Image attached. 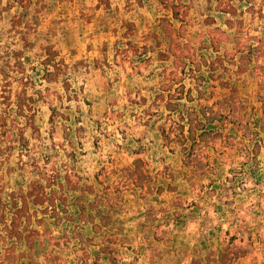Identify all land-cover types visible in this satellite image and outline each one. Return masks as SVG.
<instances>
[{
  "label": "rangeland",
  "instance_id": "obj_1",
  "mask_svg": "<svg viewBox=\"0 0 264 264\" xmlns=\"http://www.w3.org/2000/svg\"><path fill=\"white\" fill-rule=\"evenodd\" d=\"M0 264H264V0H0Z\"/></svg>",
  "mask_w": 264,
  "mask_h": 264
}]
</instances>
